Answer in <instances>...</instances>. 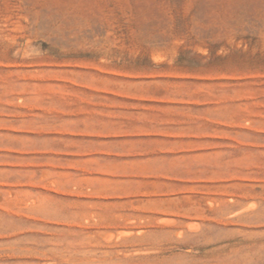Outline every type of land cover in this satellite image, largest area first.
<instances>
[{
	"label": "rangeland",
	"instance_id": "1",
	"mask_svg": "<svg viewBox=\"0 0 264 264\" xmlns=\"http://www.w3.org/2000/svg\"><path fill=\"white\" fill-rule=\"evenodd\" d=\"M117 263L264 264V0H0V264Z\"/></svg>",
	"mask_w": 264,
	"mask_h": 264
},
{
	"label": "bare ground",
	"instance_id": "2",
	"mask_svg": "<svg viewBox=\"0 0 264 264\" xmlns=\"http://www.w3.org/2000/svg\"><path fill=\"white\" fill-rule=\"evenodd\" d=\"M251 201H252V200H251ZM208 202H209V201H208ZM245 206H246V205H245ZM248 206H249V205H248ZM243 210H244V209H243ZM160 218H162V220L167 219V218H168V220H170V218H172V217H170V215L167 214V213H161ZM171 220H172V219H171ZM171 220H170V221H171ZM89 221H90V220H89ZM191 221H193V220H191ZM191 221H189V224L194 225V223L191 222ZM171 223H172V222H171ZM187 224H188V223H187ZM188 226H189V225H188ZM119 228H120V229H119V232H123V233H126V234H127V233H131V232L133 231V230L130 231L131 229L129 230V227H126V226H123V227L121 226V227H119ZM179 229H180V228H179ZM117 230H118V229H117ZM182 230H183V229H182ZM107 231H109V230H107ZM110 231L112 232L113 230H110ZM110 231H109V232H106L107 236L105 237V239H107L108 236H109L108 238H111L110 235H111L112 233H111ZM129 231H130V232H129ZM179 231H180V230H179ZM179 231H178V232H179ZM140 232H141V230H140ZM183 232H184V231H183ZM179 233H180V232H179ZM181 233H182V231H181ZM117 234L121 235L120 233H117ZM103 235H104V234H103ZM126 236H127V235H126ZM112 237H113V236H112ZM117 238H118V237H117ZM125 239H126V238H125ZM107 240H108V239H107ZM110 240H111V239H110ZM122 240H123V238H122ZM124 241H125V240H124ZM124 243H125V242H124ZM124 243H123V244H124ZM118 244H119V243H118ZM131 245H132V244H131ZM124 246H125V245H124ZM189 251H190L189 249L186 250V252H189ZM84 257H85V256H84ZM116 260H117V259H116ZM117 264H118V263H117Z\"/></svg>",
	"mask_w": 264,
	"mask_h": 264
}]
</instances>
